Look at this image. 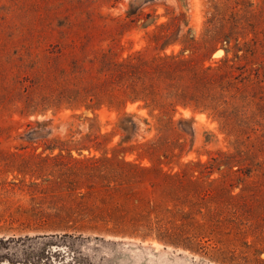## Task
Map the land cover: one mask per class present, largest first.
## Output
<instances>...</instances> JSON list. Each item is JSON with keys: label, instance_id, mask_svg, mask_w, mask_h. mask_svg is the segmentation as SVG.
<instances>
[{"label": "rangeland", "instance_id": "obj_1", "mask_svg": "<svg viewBox=\"0 0 264 264\" xmlns=\"http://www.w3.org/2000/svg\"><path fill=\"white\" fill-rule=\"evenodd\" d=\"M166 55L240 75L229 115L96 98L110 62ZM263 105L264 0H0V264H264ZM103 157L180 175L145 192L178 245L62 223Z\"/></svg>", "mask_w": 264, "mask_h": 264}, {"label": "trees", "instance_id": "obj_2", "mask_svg": "<svg viewBox=\"0 0 264 264\" xmlns=\"http://www.w3.org/2000/svg\"><path fill=\"white\" fill-rule=\"evenodd\" d=\"M222 34L224 32L221 29L210 36L205 41V49H210L214 40ZM107 72V78L95 87L98 100L104 97L110 104L117 106L127 101H142L143 108L149 110L150 116L155 117L154 113L158 111L157 117L161 122H165V116L172 122L176 107H185L190 102L196 108H212L216 114L226 118L229 113L227 110L220 111L218 106L227 103L222 98L236 87L228 78L240 77L235 76L233 70L220 73L211 67L199 68L192 58L181 55L112 61L108 64ZM185 80H189L191 86L185 87ZM216 89H220L221 96H217ZM70 95H73V100L81 96L77 90ZM132 126L135 127V124L132 123ZM89 161L90 164L85 166L88 169L87 191L78 196L75 207L61 210L62 223L68 225L73 222L72 227L75 229L105 231L116 235H140L146 238L155 234L165 244H179L173 237L174 233L161 230L158 225L161 220L156 223L157 226L152 224L150 213H146L152 199L145 194L146 183L150 182L156 187V181L161 179L165 197L174 196L184 186L178 173L163 172L153 165L146 167L109 157ZM81 171V168H77L74 171L75 177ZM67 188L77 189L72 186ZM155 206L162 213L159 210L161 204L154 202Z\"/></svg>", "mask_w": 264, "mask_h": 264}]
</instances>
